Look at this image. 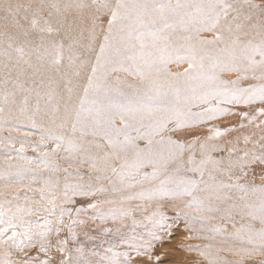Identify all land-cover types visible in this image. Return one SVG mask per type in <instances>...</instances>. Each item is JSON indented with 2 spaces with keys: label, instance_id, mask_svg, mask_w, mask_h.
<instances>
[{
  "label": "snow or ice",
  "instance_id": "obj_1",
  "mask_svg": "<svg viewBox=\"0 0 264 264\" xmlns=\"http://www.w3.org/2000/svg\"><path fill=\"white\" fill-rule=\"evenodd\" d=\"M165 247L264 264V0H0V264Z\"/></svg>",
  "mask_w": 264,
  "mask_h": 264
},
{
  "label": "rangeland",
  "instance_id": "obj_2",
  "mask_svg": "<svg viewBox=\"0 0 264 264\" xmlns=\"http://www.w3.org/2000/svg\"><path fill=\"white\" fill-rule=\"evenodd\" d=\"M256 183L257 184L260 183L259 178H257ZM180 238L183 239V236H181ZM178 244H179V240L173 241V245H178ZM160 251L168 253L167 257H163L164 259L167 260L168 264H177V261L185 259V254L177 252L174 249H169L165 247V248H161Z\"/></svg>",
  "mask_w": 264,
  "mask_h": 264
},
{
  "label": "bare ground",
  "instance_id": "obj_3",
  "mask_svg": "<svg viewBox=\"0 0 264 264\" xmlns=\"http://www.w3.org/2000/svg\"><path fill=\"white\" fill-rule=\"evenodd\" d=\"M173 70H180V71H182L183 69H175V68H174Z\"/></svg>",
  "mask_w": 264,
  "mask_h": 264
}]
</instances>
